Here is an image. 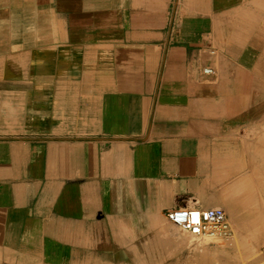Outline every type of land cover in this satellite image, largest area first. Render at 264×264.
<instances>
[{"label":"crops","instance_id":"crops-1","mask_svg":"<svg viewBox=\"0 0 264 264\" xmlns=\"http://www.w3.org/2000/svg\"><path fill=\"white\" fill-rule=\"evenodd\" d=\"M263 124L264 0H0V264L146 260L177 207L259 238Z\"/></svg>","mask_w":264,"mask_h":264},{"label":"rangeland","instance_id":"rangeland-1","mask_svg":"<svg viewBox=\"0 0 264 264\" xmlns=\"http://www.w3.org/2000/svg\"><path fill=\"white\" fill-rule=\"evenodd\" d=\"M262 126L264 127V124ZM255 136L264 137V133ZM261 145L264 147V140L261 141ZM227 220L231 229H234V222L230 219ZM245 222L243 224L251 225L250 221L245 220ZM164 226L163 237L152 240V242L157 241V245L148 247V254L145 256L146 260L123 261L116 259L111 262L101 261L100 264H264V219L260 222L261 236L257 239L248 237L236 238L233 235V230V236L229 240L196 238L180 231L167 219Z\"/></svg>","mask_w":264,"mask_h":264},{"label":"built area","instance_id":"built-area-1","mask_svg":"<svg viewBox=\"0 0 264 264\" xmlns=\"http://www.w3.org/2000/svg\"><path fill=\"white\" fill-rule=\"evenodd\" d=\"M204 73H210L205 68ZM166 219L180 231L199 238H220L229 240L232 229L226 212L221 207H177L165 212Z\"/></svg>","mask_w":264,"mask_h":264},{"label":"bare ground","instance_id":"bare-ground-1","mask_svg":"<svg viewBox=\"0 0 264 264\" xmlns=\"http://www.w3.org/2000/svg\"><path fill=\"white\" fill-rule=\"evenodd\" d=\"M243 197H244V196H243ZM245 197H246V196H245ZM215 207H217V206H215ZM218 207H219V206H218ZM198 208H199V207H198ZM221 208H222V207H221ZM225 211H226V210H225ZM245 223H246V222H245ZM242 229H243V228H242ZM261 230H262V229H261ZM261 230H260V231H261ZM250 231H251V230H250ZM252 231H253V230H252ZM259 234H260V233H259ZM259 234H258V235H259ZM196 238H197V237H196ZM236 238H237V236H236ZM263 238H264V237H263ZM194 239H195V238H194ZM208 239H209V238H208ZM211 239H212V238H211ZM252 239H253V238H252ZM254 239H255V238H254ZM256 239H257V238H256ZM249 240L251 241V239H249ZM249 240H247V242H249ZM252 241H253V240H252ZM261 242H262V239H261ZM261 242H260V243H261ZM229 243H230V242H229ZM257 245H258V244H257ZM234 246H235V245H234ZM240 246H242V245H240ZM250 257H251V256H250ZM239 260H241V259H239ZM252 263H253V262H252ZM254 264H255V263H254Z\"/></svg>","mask_w":264,"mask_h":264}]
</instances>
